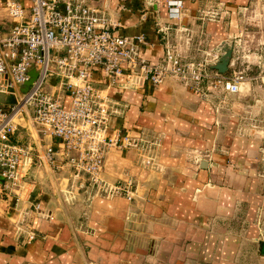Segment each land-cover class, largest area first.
<instances>
[{"label": "crops", "instance_id": "obj_1", "mask_svg": "<svg viewBox=\"0 0 264 264\" xmlns=\"http://www.w3.org/2000/svg\"><path fill=\"white\" fill-rule=\"evenodd\" d=\"M21 1L28 14L31 0ZM168 1L86 3L107 16L118 33L144 34L149 42L141 52L153 63L164 60L165 43L182 22L194 32L190 53L195 59L232 40L229 66L250 75L251 65L242 63L239 53L248 41L251 50L260 48L257 67L264 66V0H222L219 19L205 17L214 8L208 0H183L181 21L168 18ZM14 22L0 0V35ZM255 34L254 44L248 38ZM94 78L103 80L99 71ZM203 84L206 88L208 81ZM121 85L110 90L122 108L111 117L109 131L153 140L154 165L146 167L135 149H113L102 178L131 190L132 198L126 191L111 196L86 191L88 177L67 164L62 140L25 119L13 139L32 145L35 155L54 146L56 161L42 164L36 158L18 203L15 194L6 198L0 190V264H86L88 258L98 264H264V142L241 133L235 107L216 108L223 89L205 97L174 77L158 86ZM3 181L0 175V188ZM77 209L82 215L75 217ZM138 214L147 217V232L157 246L127 251L126 230ZM20 222L37 237L17 235ZM79 225L82 230L75 234Z\"/></svg>", "mask_w": 264, "mask_h": 264}, {"label": "built area", "instance_id": "obj_2", "mask_svg": "<svg viewBox=\"0 0 264 264\" xmlns=\"http://www.w3.org/2000/svg\"><path fill=\"white\" fill-rule=\"evenodd\" d=\"M3 1L15 22L7 35H0V94H12L16 102L11 106L0 102V175L4 179L0 190L6 198L15 194L17 203L36 158L53 165L57 153L49 145L35 155L32 145L15 141L21 121L29 119L62 140L67 164L88 177L86 191L107 196L126 191L131 199V190L103 180L106 155L113 149H135L144 165L151 167L154 142L144 135L110 133L111 117L122 108L110 90L119 84L123 88L146 82L158 86L174 77L206 97L215 89L237 93L245 79L236 67L229 66L226 73L209 67L220 56L217 48L206 51L202 60L195 59L190 53L194 32L182 22L173 27L174 39L171 36L165 43L164 60L153 63L141 52L149 42L144 34L118 33L111 28V20L86 0H31L28 14L21 0ZM208 2L214 8L205 17L221 18L222 0ZM167 6L168 18L181 21L184 1L169 0ZM33 66L38 67L37 77L22 93L20 87L29 80ZM97 71L101 82L94 79ZM127 185L132 186L133 180L128 179ZM36 209L41 211L40 203ZM21 234L29 240L37 237L23 222L17 224V235Z\"/></svg>", "mask_w": 264, "mask_h": 264}, {"label": "rangeland", "instance_id": "obj_3", "mask_svg": "<svg viewBox=\"0 0 264 264\" xmlns=\"http://www.w3.org/2000/svg\"><path fill=\"white\" fill-rule=\"evenodd\" d=\"M256 23L257 22H255L254 25L252 24L255 29L257 28ZM248 39L253 40L255 44L257 41V36L255 34L254 36H250ZM240 50V60L242 63L251 65V69H249L250 75L244 73L243 68L239 67L238 69L243 71L245 78L241 84L240 90L237 93H232L233 95L221 90L222 92L220 93H222V98H220L219 101L215 103L216 108L223 110L224 108L229 109L235 107L241 115L240 118L243 127V131L241 130V133L250 134L251 136L256 137L264 142V66L262 68L257 67L260 48L251 50L249 47V42L247 41L240 45ZM0 102L2 104H6V106H11L16 102V98L12 94H0ZM242 104H244V110H242ZM93 201V199H90L89 201H86V203L91 204ZM52 208L53 207H47V209ZM77 215H82L79 209L75 210L74 212V216L77 217ZM259 216L261 218L262 213H260ZM146 220L147 217L143 214H138L134 219L131 220L134 224L127 228L125 234L128 240V244L125 245L127 251H135L139 249L146 251L156 248L157 244L152 243L151 236L147 232V228L145 226ZM80 230H82L81 225L75 226V234H78ZM263 242L264 241H261V243ZM255 246L257 247V245ZM86 264L98 263L96 260L88 258Z\"/></svg>", "mask_w": 264, "mask_h": 264}, {"label": "water", "instance_id": "obj_4", "mask_svg": "<svg viewBox=\"0 0 264 264\" xmlns=\"http://www.w3.org/2000/svg\"><path fill=\"white\" fill-rule=\"evenodd\" d=\"M217 51L220 52V56L215 61L210 62L209 67H211L212 69H217L220 73H226L229 71V64L233 56L234 42L232 40L224 41L217 47ZM29 74V80L20 87L22 93H26L32 87L33 82L38 74V67H31L29 70ZM52 82L55 83L56 78H53ZM262 244H264V242Z\"/></svg>", "mask_w": 264, "mask_h": 264}, {"label": "trees", "instance_id": "obj_5", "mask_svg": "<svg viewBox=\"0 0 264 264\" xmlns=\"http://www.w3.org/2000/svg\"><path fill=\"white\" fill-rule=\"evenodd\" d=\"M6 106V105H5Z\"/></svg>", "mask_w": 264, "mask_h": 264}]
</instances>
